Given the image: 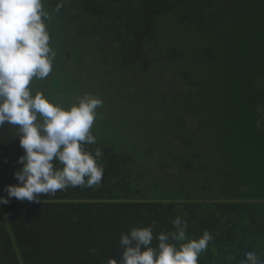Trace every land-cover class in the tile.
Here are the masks:
<instances>
[{
    "label": "trees",
    "instance_id": "16d2710c",
    "mask_svg": "<svg viewBox=\"0 0 264 264\" xmlns=\"http://www.w3.org/2000/svg\"><path fill=\"white\" fill-rule=\"evenodd\" d=\"M57 4L53 70L30 87L65 107L102 98L87 148L103 179L0 204V264H106L122 233L172 232L177 216L213 237L199 264H264V0H44ZM16 132L0 127L4 196Z\"/></svg>",
    "mask_w": 264,
    "mask_h": 264
},
{
    "label": "clouds",
    "instance_id": "9594fccd",
    "mask_svg": "<svg viewBox=\"0 0 264 264\" xmlns=\"http://www.w3.org/2000/svg\"><path fill=\"white\" fill-rule=\"evenodd\" d=\"M61 6L49 11L44 0H0V127L15 126L23 149L17 161L21 167L14 172L17 183L5 186L7 195H0V204L13 198L44 203L42 196L69 187L98 186L103 179L98 163L102 149L87 148L97 144L92 126L102 98L85 93L65 107L30 87L33 79L44 80L53 70L56 51L46 22ZM171 223L172 232L154 234L149 225L122 233L120 257L106 264H199L211 233L190 239L187 221L177 216ZM240 264L261 262L256 252L248 251Z\"/></svg>",
    "mask_w": 264,
    "mask_h": 264
}]
</instances>
